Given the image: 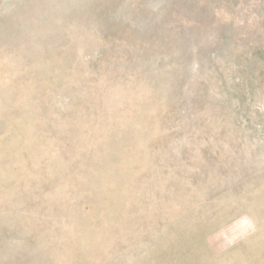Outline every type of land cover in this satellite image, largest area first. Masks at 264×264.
<instances>
[{
	"label": "rangeland",
	"instance_id": "obj_1",
	"mask_svg": "<svg viewBox=\"0 0 264 264\" xmlns=\"http://www.w3.org/2000/svg\"><path fill=\"white\" fill-rule=\"evenodd\" d=\"M0 264H264V0H0Z\"/></svg>",
	"mask_w": 264,
	"mask_h": 264
}]
</instances>
